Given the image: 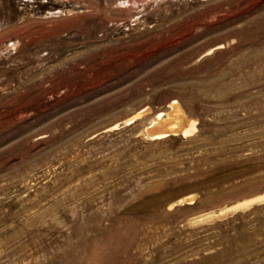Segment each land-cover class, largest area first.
<instances>
[{
  "label": "rangeland",
  "instance_id": "obj_1",
  "mask_svg": "<svg viewBox=\"0 0 264 264\" xmlns=\"http://www.w3.org/2000/svg\"><path fill=\"white\" fill-rule=\"evenodd\" d=\"M263 196L264 0H0V264H264Z\"/></svg>",
  "mask_w": 264,
  "mask_h": 264
},
{
  "label": "bare ground",
  "instance_id": "obj_2",
  "mask_svg": "<svg viewBox=\"0 0 264 264\" xmlns=\"http://www.w3.org/2000/svg\"><path fill=\"white\" fill-rule=\"evenodd\" d=\"M143 114H151V110L146 108L143 112L136 114L135 116L129 118L125 121L124 125H130L135 122L138 118H140ZM196 120H192L187 117L183 108L176 101H173L169 105L168 113H157L151 119L148 127L145 129V135L149 137L151 140H160L169 136H182L188 137L191 136L195 131ZM118 126L113 127V129H117ZM195 195L184 198L183 200L178 201V205L186 203L193 204L195 200ZM264 201V196L257 199L251 200L248 202H244L240 205H236L234 207L229 208L226 211L237 210L240 208L248 207L251 204L256 202ZM174 205L169 206L172 208ZM224 212V211H223ZM102 264H105L103 262Z\"/></svg>",
  "mask_w": 264,
  "mask_h": 264
}]
</instances>
